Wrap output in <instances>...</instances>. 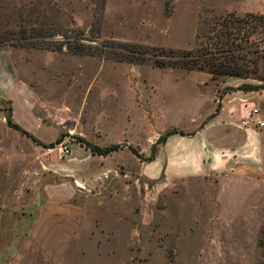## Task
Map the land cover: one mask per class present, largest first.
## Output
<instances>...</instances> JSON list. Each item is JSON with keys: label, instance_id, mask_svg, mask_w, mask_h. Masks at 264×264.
<instances>
[{"label": "rangeland", "instance_id": "rangeland-1", "mask_svg": "<svg viewBox=\"0 0 264 264\" xmlns=\"http://www.w3.org/2000/svg\"><path fill=\"white\" fill-rule=\"evenodd\" d=\"M260 11L264 0H0V264H264V188L139 171L178 117L169 100L206 75L152 54L195 50L222 19L234 31ZM247 40L263 45L261 27ZM126 44L146 59L117 60ZM258 68L247 79L261 85ZM77 137L125 146L100 156Z\"/></svg>", "mask_w": 264, "mask_h": 264}, {"label": "crops", "instance_id": "crops-1", "mask_svg": "<svg viewBox=\"0 0 264 264\" xmlns=\"http://www.w3.org/2000/svg\"><path fill=\"white\" fill-rule=\"evenodd\" d=\"M250 81L213 79L207 73L191 77L194 90L169 100L178 117L152 140L171 129L177 133L155 142L153 155L140 164V174L155 182L233 181L232 186L251 194L264 188V125L253 123H264V89H238L241 83L256 85Z\"/></svg>", "mask_w": 264, "mask_h": 264}, {"label": "trees", "instance_id": "trees-1", "mask_svg": "<svg viewBox=\"0 0 264 264\" xmlns=\"http://www.w3.org/2000/svg\"><path fill=\"white\" fill-rule=\"evenodd\" d=\"M253 21V23L245 28L244 23ZM235 24L234 31L229 28V25L224 22L220 23L223 27L218 33L212 36H207L209 41L206 45L201 46L195 50L177 51V50H161L159 54H152L154 65L160 68H178L186 71L198 70L209 74L213 79L226 76L233 78L247 79L251 75L257 78L259 75L258 61L264 60V41L263 45L254 44L248 42L249 36L257 32V29L261 27L264 33V14L248 13L245 17H234ZM38 36H43L40 33ZM76 46L67 45V50L71 54L93 55L91 51L85 50L83 45L74 44ZM125 54L123 58H117V60H125L128 62L142 63L147 57V50L139 45L126 44L123 46ZM45 49H51L46 46ZM252 55L249 57L248 55ZM100 56V55H97ZM264 82V78H261ZM243 91L260 90L264 89V83L261 85H244L239 88ZM8 123H10L8 121ZM13 128L20 131L22 134L37 141L33 136L28 134L25 130L21 129L18 125L12 124ZM173 133H177L175 129L166 131L161 135L156 144L161 143L165 138ZM184 134L182 131L178 132ZM76 141L80 143L84 148L88 149L92 154L106 156L111 152H114L125 144L111 145L108 147H98L86 142L83 138L77 137ZM155 149L153 148V153Z\"/></svg>", "mask_w": 264, "mask_h": 264}, {"label": "built area", "instance_id": "built-area-1", "mask_svg": "<svg viewBox=\"0 0 264 264\" xmlns=\"http://www.w3.org/2000/svg\"><path fill=\"white\" fill-rule=\"evenodd\" d=\"M252 111H253L254 113H256V112H257V109H253ZM248 116H250V114H249ZM243 123H244V122H243ZM253 123H254L255 125L259 126V127H262V126L264 125V123H263L262 121H258V120H256L255 122L253 121Z\"/></svg>", "mask_w": 264, "mask_h": 264}]
</instances>
